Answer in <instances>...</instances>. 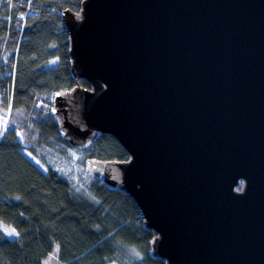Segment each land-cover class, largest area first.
<instances>
[{"label": "water", "instance_id": "water-1", "mask_svg": "<svg viewBox=\"0 0 264 264\" xmlns=\"http://www.w3.org/2000/svg\"><path fill=\"white\" fill-rule=\"evenodd\" d=\"M63 17L90 86L52 114L75 147L102 133L128 151L87 163L138 204L154 256L264 264V0H84Z\"/></svg>", "mask_w": 264, "mask_h": 264}, {"label": "trees", "instance_id": "trees-1", "mask_svg": "<svg viewBox=\"0 0 264 264\" xmlns=\"http://www.w3.org/2000/svg\"><path fill=\"white\" fill-rule=\"evenodd\" d=\"M83 1L0 0V111L10 114L0 131V264H43L57 245L62 264H166L153 254L156 234L138 204L89 170L91 160L130 158L114 136L99 133L82 149L86 186L47 158L74 149L52 114L57 94L90 86L73 76L63 17ZM2 224L18 236L8 238Z\"/></svg>", "mask_w": 264, "mask_h": 264}, {"label": "rangeland", "instance_id": "rangeland-1", "mask_svg": "<svg viewBox=\"0 0 264 264\" xmlns=\"http://www.w3.org/2000/svg\"><path fill=\"white\" fill-rule=\"evenodd\" d=\"M0 103H1V96H0ZM5 114L3 111H0V131H3L2 135H4L5 131L7 130V128L5 129V126L2 124V121L5 119ZM20 136V140H22V136L19 133ZM23 144H24V139H23ZM73 146V145H72ZM84 148H79V147H75L74 149H71V155H61L58 152L56 153V159L53 160L52 158V154H49L47 156L48 160L50 163L53 162H57L59 164H61L62 166H64L67 169L68 172V176L69 178H72L75 182L80 183L82 186H86L89 181L91 180V177L88 173V171H86V167L83 166V159L86 156V151L82 150ZM51 151H53L51 149ZM26 153L28 155H30L31 153L29 151H26ZM32 155V154H31ZM33 157V156H32ZM34 158V159H33ZM32 159L35 160L36 162L40 163L41 166L44 167L43 163L36 157H33ZM97 176V175H96ZM98 177V176H97ZM100 178V177H99ZM102 180V179H101ZM3 227V232H4V228H8L10 231L12 229H15L12 226L9 225H5L2 224ZM6 234V236L8 238L14 239L18 236V233L15 229V233L14 235L9 236L6 232H4ZM43 264H62L60 259H59V248L58 245L55 247V249L48 255V257L43 261ZM107 264H120L117 261H112V262H108Z\"/></svg>", "mask_w": 264, "mask_h": 264}, {"label": "snow or ice", "instance_id": "snow-or-ice-1", "mask_svg": "<svg viewBox=\"0 0 264 264\" xmlns=\"http://www.w3.org/2000/svg\"><path fill=\"white\" fill-rule=\"evenodd\" d=\"M243 183V182H241ZM241 189H237V191H240ZM4 232H6L9 236L16 234L15 229H12L11 231L8 228H4Z\"/></svg>", "mask_w": 264, "mask_h": 264}, {"label": "bare ground", "instance_id": "bare-ground-1", "mask_svg": "<svg viewBox=\"0 0 264 264\" xmlns=\"http://www.w3.org/2000/svg\"><path fill=\"white\" fill-rule=\"evenodd\" d=\"M9 119H10V114L6 117V119H4L2 121V124L5 126V129L8 127L9 125Z\"/></svg>", "mask_w": 264, "mask_h": 264}]
</instances>
